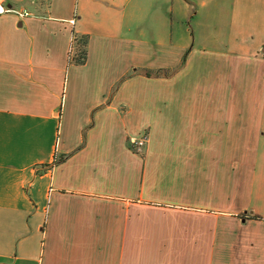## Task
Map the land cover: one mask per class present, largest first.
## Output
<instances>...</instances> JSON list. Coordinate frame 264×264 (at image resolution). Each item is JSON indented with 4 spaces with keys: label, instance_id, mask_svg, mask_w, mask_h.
<instances>
[{
    "label": "crops",
    "instance_id": "0c3cea01",
    "mask_svg": "<svg viewBox=\"0 0 264 264\" xmlns=\"http://www.w3.org/2000/svg\"><path fill=\"white\" fill-rule=\"evenodd\" d=\"M5 3L0 264H264V0Z\"/></svg>",
    "mask_w": 264,
    "mask_h": 264
},
{
    "label": "rangeland",
    "instance_id": "374dc122",
    "mask_svg": "<svg viewBox=\"0 0 264 264\" xmlns=\"http://www.w3.org/2000/svg\"><path fill=\"white\" fill-rule=\"evenodd\" d=\"M208 76H202V83L204 85V87H208L209 86V81L207 80ZM237 82V85H232V83L230 82V85L229 87L224 86L225 87H220V95L222 96L223 94L225 95V97H228V95L232 96V92L235 93V97H236V101L238 100H243L244 99V95H243V88L241 86L242 82L239 81V79L237 78L236 80ZM206 91V90H205ZM222 100V99H221ZM221 117L225 116V117H231V118H236L237 122L241 123L240 121H243V118H244V112L243 111H240V110H236V111H232V110H220L219 111ZM191 259L190 258H187V263L188 264H192L191 262Z\"/></svg>",
    "mask_w": 264,
    "mask_h": 264
},
{
    "label": "built area",
    "instance_id": "2783aa9c",
    "mask_svg": "<svg viewBox=\"0 0 264 264\" xmlns=\"http://www.w3.org/2000/svg\"><path fill=\"white\" fill-rule=\"evenodd\" d=\"M7 12H15L20 16L29 15V11L26 8L22 9H14L12 7H8L5 3V0H0V14L7 13ZM73 21V20H72ZM74 47H75V40L74 37L72 38L71 44L69 46V60L72 59L74 54ZM147 136L145 134L141 135L138 138L131 139V143L133 149L139 151L145 144Z\"/></svg>",
    "mask_w": 264,
    "mask_h": 264
},
{
    "label": "trees",
    "instance_id": "16d2710c",
    "mask_svg": "<svg viewBox=\"0 0 264 264\" xmlns=\"http://www.w3.org/2000/svg\"><path fill=\"white\" fill-rule=\"evenodd\" d=\"M73 37L75 40V47H74V54H73V57L71 59V62L74 64H83L85 62L86 56H87L88 36L85 34H82V35L75 34ZM145 74L147 76H150L153 73L146 72Z\"/></svg>",
    "mask_w": 264,
    "mask_h": 264
}]
</instances>
